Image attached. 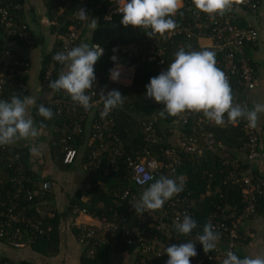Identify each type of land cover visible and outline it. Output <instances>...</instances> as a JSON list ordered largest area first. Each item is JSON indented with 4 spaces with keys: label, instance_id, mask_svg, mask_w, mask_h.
Masks as SVG:
<instances>
[{
    "label": "built area",
    "instance_id": "obj_1",
    "mask_svg": "<svg viewBox=\"0 0 264 264\" xmlns=\"http://www.w3.org/2000/svg\"><path fill=\"white\" fill-rule=\"evenodd\" d=\"M86 1L80 0L83 4L74 11L72 19L80 20L78 10L86 9ZM123 2L124 0H115L109 8L110 13H120ZM260 2L261 0H248L245 4L234 5L224 16H217L215 20H212L206 13L198 11L191 1L187 6L190 19L178 26L168 37V40L175 36L185 39L188 44L186 46L181 44L180 47L185 48L186 51H214L216 66L228 77L233 103L249 109L251 107L249 91L255 88L257 78L246 55L245 47L257 42L258 32L254 27L240 25L236 12L240 9L255 14L259 10ZM20 10L21 4L16 0H0V100H10L13 95L21 97L23 95L20 94L28 92L29 89L25 81H15L17 77L28 76L29 62L10 46V42L25 46L36 44L37 38L20 15ZM107 15L109 16L108 13ZM86 22L84 21L82 29ZM82 29H76L75 25L71 26L67 34L57 39V43L53 42L51 48L54 52L45 67L44 77L41 80L43 89L36 101L39 105L44 104L53 109L58 118L62 119L58 129L60 138L55 142L62 154V165L69 166L76 161L77 147L70 141L78 136L83 139L89 149L91 147L94 149L92 154L88 155L89 161L86 165L93 167L102 157L106 159L109 166L124 165L127 169L125 176L127 186L114 192L115 206L116 208L121 206L123 210H115L110 219L106 217L99 219L97 226L81 228L77 241L83 245H87L88 242L98 245L105 243L108 237L115 239L119 237L120 241L135 248L133 264H147L152 259L158 261L168 257L162 250L172 244H180L188 240L197 242V234H202L205 223L211 222L221 233L217 247L214 251L205 254L203 246L197 242L198 255L190 258L191 264H222L228 251L237 255L238 242L243 238V224L256 216L258 199H264V132L262 129L258 126L249 127L246 120H240L233 125L227 122V117H225L224 125H216L213 121L206 119L202 113L188 112L179 116L177 122H173L170 128L167 126L169 131L177 132V139L174 142L167 141L169 146L161 147L158 156H153L146 147L137 148L133 154L127 153L123 142L112 133L111 112L103 118L100 115L103 110V100L99 94L101 90L105 91V88L99 87L97 81L94 82L95 87L88 91V94L92 96L93 105L88 111L74 103L68 95L49 96L44 90L60 65L53 60V55L58 51H66L76 46ZM203 40H208L210 46L201 44ZM164 43L166 44L165 39L156 36L148 37L147 41L123 47L120 53H127L126 58L114 54L117 60L114 62L111 59L114 63L111 68L116 64L121 66L120 80L114 82L110 79V82L115 86L131 84L134 76V64H130L131 60L156 62L158 74H160L164 71L162 57L165 50ZM188 45H191V49L187 47ZM157 122L156 117H151L145 119L140 126L150 146L160 140L156 130ZM216 130L224 131L229 135L230 145L218 139ZM0 154L2 163L10 168L9 180L12 181L13 187L16 186L15 191L8 195L10 204L6 207L8 218L4 219V211H0V240L4 239L8 245L18 248L26 243L21 240L23 231L16 225L24 222L25 228H29L34 239L38 235L45 234L36 216L25 217L16 208L20 203L19 200L32 201L35 196L44 195L49 192L52 183L49 179H45L38 183L37 188L25 187L22 182H30L33 186L36 183L34 184L30 177L22 173V163L18 162L19 153L14 152L13 146L4 145L0 146ZM207 155L206 160H210L215 165L218 177L207 172L206 177L208 176L209 179L207 189L198 200H194L192 190H182L166 201L163 208L159 210L145 212L143 216L135 213L132 204L139 200L142 191L155 182L154 178L158 179L161 175L169 178L183 176L187 180V174H176L179 166L186 160L199 161ZM212 182L216 184L212 186ZM132 186L140 188V193L132 191ZM221 186L224 189H220ZM233 188L240 192L242 206L239 209L236 205H231L229 200L227 201L228 196L227 198L224 196ZM212 194H218L219 202L212 205L211 211L203 220L204 223L202 225L197 223L198 226L191 236L178 234L174 228L177 217L182 220L184 214H188L194 219L193 208L196 203L202 204L205 198ZM0 204L3 205L2 202ZM123 211H127L128 214L124 215ZM71 213L79 214L83 211H79L74 206ZM29 240L27 239V242ZM90 254H93V249H90Z\"/></svg>",
    "mask_w": 264,
    "mask_h": 264
},
{
    "label": "clouds",
    "instance_id": "obj_2",
    "mask_svg": "<svg viewBox=\"0 0 264 264\" xmlns=\"http://www.w3.org/2000/svg\"><path fill=\"white\" fill-rule=\"evenodd\" d=\"M247 2L248 0H192L195 8L206 13L212 20L217 16H224L234 5ZM183 3L184 0H124L120 9L119 24L125 28L131 26L133 29H143L149 37L160 36L167 40L169 34L174 33L178 27L175 16L178 13L182 15L180 10ZM89 16L91 15L86 9L78 10V18L81 21H87ZM89 26L95 30L97 20L92 19ZM187 47L191 49V45ZM103 54L104 49L100 45L90 46L85 42L69 50L56 52L53 60L66 66L67 70L62 71L57 79H50L47 87L54 91L66 92L74 103L88 111L93 106L92 96L88 91L95 87L94 66ZM215 57L214 51H186L185 48H180L167 69L151 77L145 85L146 98L154 99L156 103L163 105L159 111L162 118H166V114L179 117L188 112L202 113L216 125H224L227 117V122L233 125L240 120H246L249 127L255 128L258 114L264 112V104H255L251 109L234 104L228 77L216 66ZM111 59L115 62L117 57L114 55ZM120 76L119 64L109 69V78L112 81H119ZM99 96L103 100V110L100 113L102 118L121 107L125 100V95L116 89L109 90L106 94L101 90ZM35 105L36 101L29 95L23 98L13 95L10 100H0V146L29 140L39 135V130L29 116V108ZM38 114L45 120L54 116L53 110L44 104L38 106ZM185 179L183 176L169 178L163 175L158 179L154 178L155 182L142 192L135 204H132L135 213L143 216L145 212L163 208L166 201L183 190ZM197 226L196 220L188 214H184L182 220L177 217L174 221L176 232L183 236H191ZM220 238L221 233L211 222L205 223L202 234H197V242L203 246L205 254L216 249ZM197 242L188 240L164 248L162 251L168 256L165 264H191L190 258L198 255ZM222 264H264V256L240 258L228 251Z\"/></svg>",
    "mask_w": 264,
    "mask_h": 264
},
{
    "label": "trees",
    "instance_id": "obj_3",
    "mask_svg": "<svg viewBox=\"0 0 264 264\" xmlns=\"http://www.w3.org/2000/svg\"><path fill=\"white\" fill-rule=\"evenodd\" d=\"M18 3H22V0H16ZM45 6L47 9L48 17L54 21V24L51 25L50 31L55 35H65L70 31V27L75 25L76 29H82V25L84 21L72 19V14L74 11L83 3L80 0H44ZM192 0H184L183 8L180 10L182 15L178 13L175 16V20L178 26L185 23V21L190 19V11L187 10V6ZM115 0H87L85 2L86 11L89 16L87 22L85 23V27L81 30L83 34L87 33L88 25L90 24L92 19L97 20V28L91 29L90 33V46L100 45L104 49V54L101 59L94 66L96 78H98L99 87H104L106 94L107 91L116 89L119 90L123 95H125L124 103L121 107H118L111 111V121L113 122L112 133L123 142L124 148L127 153L133 154L136 152L137 148L141 147L143 149L146 147L149 152L153 154V156H158L160 153L161 147L169 146V143L166 140L167 136V125H171L173 122H177L178 117L168 116L166 114V118H162L159 115V111L163 108V105L158 104L154 101V99H148L145 96L146 88L145 85L149 83L150 78L159 75L158 74V66L156 62H142L138 60H131L130 64H134V76L132 82L129 86H115L114 84L107 83V77L109 75V69H111L114 64L111 60V56L114 54L122 55L126 58L127 53H120L121 49L130 44H136L140 41H147L148 37L143 29L136 28L133 29L131 26L125 28L124 26L119 24L121 19L120 13H110L109 8ZM109 14V16L107 15ZM20 15L23 17V9L21 4ZM81 35V33H80ZM58 40L54 41V44L57 43ZM39 41L36 39V44L38 45ZM181 44L186 46L188 42L180 36H175L166 40L165 50L162 55L164 64V71L167 69L168 64L173 62L175 58V53L183 47H180ZM246 48V47H245ZM115 49V51H113ZM117 51V52H116ZM54 49H49L48 51L43 52L41 57V68L39 72L40 81L44 77L45 67L48 64L51 55L53 54ZM246 52V50H245ZM63 68L62 65H58L55 74L52 80L58 78V74L60 70ZM15 81H22L27 83V77H17ZM58 96L68 95L67 93L64 95H60L61 91H57ZM27 92L21 93L20 95L25 96ZM21 96V98H23ZM69 96V95H68ZM103 105V103H102ZM38 106L39 103L36 101V105L32 107V115L34 126L40 129L45 127L53 128L54 135L56 139L60 138L58 133L59 123L61 122V118H58L55 111L53 110L54 116L52 119L45 120L42 116L38 114ZM156 117L158 120V124L165 128L162 130L159 128L157 130V134L160 137V140L153 144L152 146L148 145L147 137L145 132L141 129V123L147 118ZM165 132L162 135V132ZM264 132V128L262 129ZM216 134L218 139L226 142L225 144L230 145L229 135L224 131L216 130ZM75 147H78L82 143H84L83 139L78 136H75L72 141H70ZM11 146V145H6ZM14 147V152L19 153L20 157L18 162L22 163V173L26 176L30 177L31 181H34L35 186H33L30 182H22L25 187H36L39 182H36L32 177V172L30 171L27 158L29 152L26 148ZM57 147V146H56ZM93 147L88 148L84 154L85 164L89 161L88 155L92 154ZM12 154V153H10ZM79 156V152L77 150V157ZM203 158L199 161H184L179 168L177 169V175L187 174V180H185V185L183 190L190 189L194 192L193 198L194 200H198L200 195L204 193L207 189V180L208 176L207 172H210L218 177L217 169L215 165L210 161ZM95 160V159H94ZM96 161V160H95ZM105 158H101L100 162L93 167H88L89 174V188L85 191L90 193V199L87 202L81 201L82 191H77L74 196H72L67 204V210L71 213V210L74 206L78 208L79 211H83L86 214H89L92 217H96L98 219L102 218H111L115 212L122 211V207L119 206L116 208L115 206V196L114 192L118 190H122L127 186V181L125 176L127 174V169L124 165L120 164L118 167H112L107 165ZM73 165V164H72ZM64 166V165H63ZM71 166V165H69ZM0 172L3 174L4 178H0V211H4L3 218H8L7 209L9 207L8 195L15 191L16 186H12V181L9 180L10 177V168L2 163L1 154H0ZM162 173V171H161ZM159 174V172H158ZM101 179V180H100ZM214 180V179H212ZM218 180V179H216ZM216 182V181H215ZM211 183V182H210ZM214 182H212V186H214ZM140 188H136L132 186V191H138L140 193ZM143 189V188H142ZM220 189H224L223 186ZM143 192V191H142ZM85 193V192H84ZM224 194V193H223ZM224 196L229 200L231 205H236L237 208H241L242 204L240 202V192L238 189L233 188L230 189L229 193H225ZM38 196L34 197V200H19V205L16 207L19 211L23 213L25 217L36 216L40 221V228L45 230L44 235H38L37 238H33L29 228H25L26 224L23 222L19 225L21 231H23L24 235L21 240L23 243H26L31 246V248L41 253L46 257L55 256L59 252L60 247V233H59V215L54 214L53 217L43 216L41 213L39 214L37 211V204L39 199ZM263 199L259 198L257 202L258 205H261ZM219 202L218 194H212V196H207L202 202V204H197L193 208L194 211V219L197 223L203 224V220L206 218L208 213L212 209L213 204H217ZM17 211V210H16ZM124 215H127V211H123ZM72 214V213H71ZM43 230V231H44ZM203 231V228H202ZM78 232V233H77ZM73 233L76 235L79 234V230L73 229ZM29 237V238H28ZM27 239L29 242H27ZM115 239V238H114ZM116 245H119L120 249L127 250L132 253L133 259L132 264L134 263V249L133 246L129 244H125L124 242L119 240V237L115 239ZM1 243H6V240H0ZM93 242H88V244H84L86 250L79 257V264H98L100 258V254L98 251L101 244H92ZM182 243V242H181ZM10 246V245H9ZM12 248V246H10ZM90 249H93V254H90ZM168 257L162 260H150L147 264H165ZM0 264H14L13 261H10L7 257H1L0 255ZM17 264H26L24 262H20Z\"/></svg>",
    "mask_w": 264,
    "mask_h": 264
},
{
    "label": "crops",
    "instance_id": "obj_4",
    "mask_svg": "<svg viewBox=\"0 0 264 264\" xmlns=\"http://www.w3.org/2000/svg\"><path fill=\"white\" fill-rule=\"evenodd\" d=\"M21 4L23 19L39 43L38 45L25 46L10 42V46L14 47L15 51L23 55L29 62L30 68L27 76L29 89L26 95L31 96L36 101L37 96L43 89L39 79L42 54L51 49L53 42L59 39L60 35L52 34L50 31L54 21L48 17L44 0H22ZM236 16L240 25L254 27L258 32L257 42L245 48L246 55L255 70L257 78L255 88L249 91L251 109L255 104H264V0H261L259 10L255 14L239 9L236 12ZM89 25L87 33L83 34L81 32L76 46L82 42L90 43V33L92 31L89 29ZM201 44L210 46L208 40L201 41ZM66 70V66H63L58 76L62 71ZM96 81L97 83L99 82L98 78H96ZM106 82L111 83L109 75ZM44 90L49 96L59 95L57 91L48 87H45ZM64 94L66 92L61 91L60 95ZM32 107L29 108V116L33 119ZM258 115L257 126L259 129H263L264 112ZM167 126L170 128V125ZM159 128L163 130L165 125L162 127L158 124V131ZM38 130L39 135L37 137L15 142L11 146L28 150L27 164L36 182L49 179L52 183L49 192L37 198L39 199L37 211L39 214L41 213L43 216L48 217H53L54 214L59 215V233L61 238L59 252L55 256L46 257L34 251L28 244L18 248H11L8 244L0 242V255L1 257H7L14 264L20 262L26 264H79V257L86 250V247L77 241V234L73 233V229L80 230L81 228L99 224V219L96 217L84 212L71 214L67 210L70 198L77 191L83 192L81 195L82 202H87L90 199V193L85 191L89 188L88 168L84 160V154L88 147L85 143L79 145L77 147L79 156L73 165L63 166L61 164L62 154L55 144L57 139L53 128L45 127L43 129L38 128ZM164 133L163 131L162 135ZM176 139L177 132L175 130H167L166 140L174 142ZM33 149H36V151H33ZM0 178H4L1 172ZM258 207L260 208L257 209L256 216L243 224V238L240 239L237 245V255L240 258L245 256L253 258L264 256V199ZM96 252L100 254L102 259V261L99 259L98 264H132V253L120 249L119 245H116L114 238L108 237L105 244L101 245Z\"/></svg>",
    "mask_w": 264,
    "mask_h": 264
},
{
    "label": "rangeland",
    "instance_id": "obj_5",
    "mask_svg": "<svg viewBox=\"0 0 264 264\" xmlns=\"http://www.w3.org/2000/svg\"><path fill=\"white\" fill-rule=\"evenodd\" d=\"M89 29L91 30L92 28L90 27Z\"/></svg>",
    "mask_w": 264,
    "mask_h": 264
}]
</instances>
